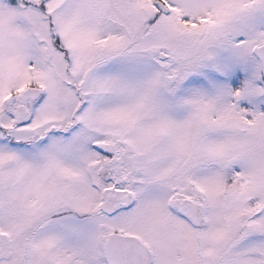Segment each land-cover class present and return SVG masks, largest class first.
<instances>
[{"label": "snow or ice", "instance_id": "snow-or-ice-1", "mask_svg": "<svg viewBox=\"0 0 264 264\" xmlns=\"http://www.w3.org/2000/svg\"><path fill=\"white\" fill-rule=\"evenodd\" d=\"M0 264H264V0H0Z\"/></svg>", "mask_w": 264, "mask_h": 264}]
</instances>
